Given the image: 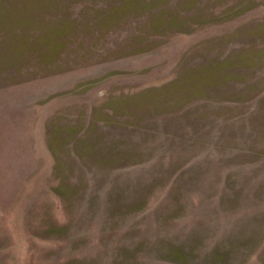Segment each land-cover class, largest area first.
<instances>
[{
    "label": "rangeland",
    "instance_id": "374dc122",
    "mask_svg": "<svg viewBox=\"0 0 264 264\" xmlns=\"http://www.w3.org/2000/svg\"><path fill=\"white\" fill-rule=\"evenodd\" d=\"M0 264H264V0H0Z\"/></svg>",
    "mask_w": 264,
    "mask_h": 264
}]
</instances>
